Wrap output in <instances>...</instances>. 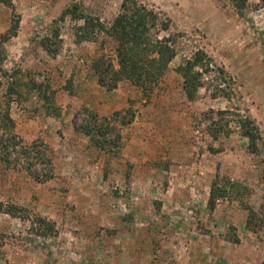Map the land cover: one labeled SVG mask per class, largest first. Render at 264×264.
I'll return each instance as SVG.
<instances>
[{
	"label": "rangeland",
	"instance_id": "obj_1",
	"mask_svg": "<svg viewBox=\"0 0 264 264\" xmlns=\"http://www.w3.org/2000/svg\"><path fill=\"white\" fill-rule=\"evenodd\" d=\"M137 1L159 15L163 24L151 33L175 52L149 91L119 75L114 88L103 86L92 65L105 60L119 69L109 28L122 0L0 2V33L17 14L15 46L26 48L25 59L11 51L10 60L50 88L73 91L59 97L68 105L61 127L20 136L45 144L38 163L21 169L0 161V264H264V4ZM73 4L100 22L88 27L91 39L76 41L82 19L59 18ZM45 37L58 48L54 56L41 46ZM197 49L222 73L204 74L189 100L177 66ZM226 109L236 113L217 114ZM236 114L257 124L258 153ZM96 124L104 131L92 128L91 139L83 127ZM213 181L219 195L211 207ZM10 206L19 209L11 214Z\"/></svg>",
	"mask_w": 264,
	"mask_h": 264
},
{
	"label": "trees",
	"instance_id": "obj_2",
	"mask_svg": "<svg viewBox=\"0 0 264 264\" xmlns=\"http://www.w3.org/2000/svg\"><path fill=\"white\" fill-rule=\"evenodd\" d=\"M247 0H235L236 7L241 10ZM264 4V0H260ZM1 3L11 6V0H0ZM77 4L67 6L59 16L63 19L66 15H70L73 18L82 19L83 24L77 26L75 32L76 41L91 39L88 38V27L94 28L93 21H96V25H100L97 19H94L87 14L79 12ZM19 19L17 14L12 18L7 30L4 33H0V77H8V72L3 68L4 60L6 59L5 43L9 41L11 37L16 35L18 29ZM159 15L146 5L139 3L137 0H122L120 4V12L114 18L110 32L113 39L117 42V55L119 58V69L114 71L110 68V65L106 66L105 60H94L93 64L98 75L99 83L108 88H114L116 85V77H125L131 79L136 85L140 86L143 90L149 91L151 87L157 84L161 74L167 67L169 62L174 56V50L168 44V38H161L153 36L151 30L157 26L162 25ZM166 24H164V27ZM100 29V28H99ZM83 30L85 33L79 34V31ZM93 31V30H91ZM55 38L58 33L55 31ZM48 38L45 37L42 42V48L47 54L54 56L57 53L58 48H51L46 43ZM177 71L183 78L182 88L186 97L191 100L194 99L197 91L200 87L204 86L203 76L211 72L222 73L213 59L202 49H197L193 54L185 59L180 65L177 66ZM10 73L11 80L6 82V91L3 97L0 96V161L12 164L13 167H19L21 169L28 168L30 165L38 163L43 157L45 150V144L41 141H36L31 144H26L24 140L14 132V121L9 115L10 107V95L18 92H29L31 88H39V91L43 93L44 98L49 103V108L52 110V115H60V109L54 105L52 89L47 83L35 80L31 72H22L18 66L13 68ZM111 75L108 82V76ZM217 80V78L215 79ZM222 80V79H220ZM1 85V82H0ZM215 94L229 96L224 91L222 86H215ZM4 94V93H3ZM52 98V99H51ZM235 114L232 110H218L217 114ZM237 124L241 129L242 136L246 137L249 141L248 148L252 153H258L257 141L260 137L259 128L254 120L248 115L236 114ZM85 133L93 139L90 134L91 129L98 134H103V129L98 125L90 127L86 125L83 127ZM216 137L215 134H212ZM43 147V148H42ZM17 154L18 156L10 159V152ZM22 156V160L21 159ZM263 166H264V160ZM51 168H49L50 170ZM35 176V175H33ZM51 172H47L42 177L44 180L51 177ZM36 177V176H35ZM264 177V176H263ZM225 192V190H224ZM219 195V188L216 186V181L211 184V190L208 203L211 207H214L215 199ZM19 208L10 206L8 208L9 213H14ZM255 214L253 210L249 211L246 225L250 224L252 216ZM38 222L48 221L43 217L37 218Z\"/></svg>",
	"mask_w": 264,
	"mask_h": 264
},
{
	"label": "crops",
	"instance_id": "obj_3",
	"mask_svg": "<svg viewBox=\"0 0 264 264\" xmlns=\"http://www.w3.org/2000/svg\"><path fill=\"white\" fill-rule=\"evenodd\" d=\"M21 32L18 31L16 32V35H14L13 37H11L9 39V41L6 42L5 47L7 49V55H6V59L4 60V64H3V68L8 72V77H0V96L3 97L5 95V91H6V82L7 80H11L12 77H10V73L12 71L13 68L17 67L18 65L15 66V62L13 60H10V52L11 51H19V55H22V59H25V46L21 45V46H15V42L14 40L18 39V37L20 38ZM11 40L13 42H11ZM8 43H12L9 48L7 47ZM13 49V50H12ZM24 53V54H23ZM17 54V53H15ZM34 65L33 67H35L37 69L38 67V60L34 59ZM37 61V63H36ZM14 62V63H13ZM23 64V63H22ZM41 64V63H39ZM43 73H49L47 71H44ZM55 71L51 70L50 73L48 74L50 77V80H48V78H44V80L46 79V81L50 82L52 81V78L55 75ZM37 76H39V73H37ZM53 76V77H52ZM43 77V76H42ZM38 81H40L39 77H37ZM50 84V83H49ZM51 85V84H50ZM51 89H53V93L51 96H53V101H54V105H55V101L58 102L56 105L59 106L60 109V115L56 116V115H52L51 110H52V106L51 110L49 108V103L47 101L46 98H44V96L42 95L43 93H41L39 91V88H31L29 90V92H18L16 93H12L10 96V107H9V115L10 117L13 119L14 121V132L21 137H30L32 136V134H41V133H45L48 131H52L55 130L56 127H61L63 125L62 123V118L61 114H64L65 109L67 108L68 105H62V101L61 103L59 102L60 100V96H62L63 98H69L71 94H73V91L71 90L70 87H67L66 85H62L59 89L53 87V85L51 86ZM4 93V94H3ZM51 98V99H52ZM89 105V104H87ZM46 123H48V130L45 131L46 129ZM51 127V128H50ZM50 131V132H51ZM52 133V132H51Z\"/></svg>",
	"mask_w": 264,
	"mask_h": 264
}]
</instances>
